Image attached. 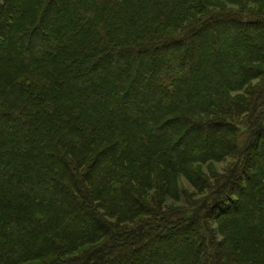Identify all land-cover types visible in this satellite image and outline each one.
<instances>
[{"label": "trees", "instance_id": "obj_1", "mask_svg": "<svg viewBox=\"0 0 264 264\" xmlns=\"http://www.w3.org/2000/svg\"><path fill=\"white\" fill-rule=\"evenodd\" d=\"M151 260L264 264V0H0V264Z\"/></svg>", "mask_w": 264, "mask_h": 264}, {"label": "rangeland", "instance_id": "obj_2", "mask_svg": "<svg viewBox=\"0 0 264 264\" xmlns=\"http://www.w3.org/2000/svg\"><path fill=\"white\" fill-rule=\"evenodd\" d=\"M219 167V166H218ZM220 168V167H219ZM178 245V244H177ZM177 245H174V247L175 246H177ZM149 264H157V263H160V261L158 260V262H155V260L153 261V260H151V262H148ZM162 263H163V259H162Z\"/></svg>", "mask_w": 264, "mask_h": 264}]
</instances>
